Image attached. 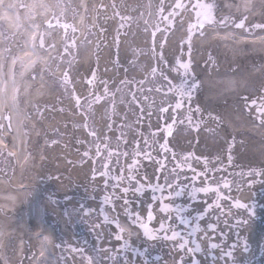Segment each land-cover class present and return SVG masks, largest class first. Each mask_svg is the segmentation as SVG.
Here are the masks:
<instances>
[{"label":"bare ground","instance_id":"bare-ground-1","mask_svg":"<svg viewBox=\"0 0 264 264\" xmlns=\"http://www.w3.org/2000/svg\"><path fill=\"white\" fill-rule=\"evenodd\" d=\"M35 1L38 3L35 5ZM82 4L88 6L90 0H80ZM152 1L153 0H149ZM216 1V0H213ZM108 2L115 6L118 1L108 0ZM121 9L129 10L137 8L142 4V0H120ZM172 0H159L157 10L164 9L167 4H170ZM226 8L234 9L231 12H228L225 16L220 19H215L218 24L221 25V28H225V35L223 37H215L216 40H225L228 38L227 45L220 48L218 52V57L223 58V62L220 64L217 60H212L210 63L206 64L205 71L207 75L202 78L203 91L200 94V97L194 101V108H206L208 111L203 115H198V120H188L186 128L184 130H189L190 128H198L200 123L201 130H197L192 138L195 142L203 141L208 135H212L214 138V143L218 141H223L226 138H229L230 130L232 134L242 137V141L245 149L243 148V156L249 158L252 153L258 152L256 148L257 143L264 140V113H255L253 112L252 105H244V111L239 108L236 98L228 97L231 95H237L240 99L243 97L252 96L254 101H256L255 109L257 111L258 107L264 105V94L260 93L257 90V94H253L252 91L248 90V82L258 80L261 81V78L264 76V69L261 68V63L259 68L254 71L255 67L253 63L255 61H262L264 66V29L254 28L255 24H264V3L262 0H224ZM94 4H92L93 6ZM0 6L4 14L8 17V25L11 28L12 34L11 37L15 36V42L12 44V48L19 46L21 61H24L25 64L29 60L39 57L38 61L30 69H25L21 64V69L18 74H15L14 66L12 73L10 70V60L9 57L5 54L0 53V115L4 117V126L0 127V136L4 137L3 141H0V145L7 144L10 149L16 155V169L14 174L11 176H5L0 173V177L4 175V181L0 180V251L4 248L6 243L5 238L10 239L11 237L18 238L19 245L16 247L15 252L12 253V256L6 259L4 264H31V260L35 264H40L37 262V259L43 258L46 264H52V255L51 247L53 243V232L51 225L53 224L54 219H62V214H55L54 219H49L42 212V207L48 206L53 208L50 202L58 203L63 202L66 197L69 189L67 183L70 182V179H74V182L80 183L79 189L83 186L89 187L90 191L85 196L91 197L93 195V190L96 188L94 184L90 187L88 182L90 179L85 176L86 169L78 167V163L84 160L82 156H76L74 152L76 146L74 141L81 140L84 136L83 130L72 129L74 126L77 127L81 124L80 119H73L69 116L59 117L58 123L66 132L67 138L64 141V144L67 145V149L63 151L64 148L59 145L58 148L52 149L45 152L42 148L39 149L34 145L27 147V140L24 141V137L19 132L17 124L20 122L23 124L24 119H21V109H25L26 106H29L32 103V99L40 100L41 103L50 107L52 103L53 90L52 83L46 79L42 81V76L40 79L30 82L29 74L35 72L36 65L43 61L45 54L43 53L45 49H40L39 46L36 49H33L30 44L34 36V27L21 34V29L24 25L33 23L37 25L36 19L42 18V11L47 10L49 2L47 0H0ZM101 6L96 4V8ZM95 8V9H96ZM116 8V7H115ZM191 7L184 6V10L190 9ZM117 9V8H116ZM238 9L249 10L244 16H241V11ZM131 17V16H130ZM134 18V15H132ZM258 21H255V20ZM244 21L243 28H237L236 24L240 21ZM223 21V22H221ZM123 23V22H120ZM77 24H79L77 22ZM192 23L189 21L185 13H182L178 22L176 23L173 35L171 40L167 43L174 45L172 48L173 60L175 62H180V54L185 52V50H191V44L188 41V35H184V32L189 34V26ZM184 26L183 31H180L178 28ZM140 26H131L128 37L125 38V42L128 44H133L136 42H142L144 39V34ZM196 30L193 28L192 31ZM23 31V30H22ZM23 36V37H22ZM215 36V35H214ZM17 37H22V43L19 42ZM213 37V36H211ZM225 37V38H224ZM101 38H106V34H101L99 40L94 43V48L99 50L101 48L100 41ZM113 39H117V35L114 34ZM206 39H204L205 41ZM200 41L197 42V47L199 46ZM130 50H133L132 47H129ZM258 51V54L253 55L251 51ZM128 52V49H126ZM261 52V54H259ZM152 57V55H148ZM14 58H18L16 53L13 54ZM94 52L92 54V58ZM85 61L81 62V70L78 71L77 76L83 77L85 79V72L92 68L93 63L89 58H84ZM114 61V62H113ZM135 61L136 66H139V62H136L133 58H129V55L125 52L119 58L112 59L111 66L107 65V68L113 67L111 72H102L99 74L101 76L100 80H104V84L101 88L95 87L94 90L90 89L88 92H83L84 95L97 93L105 88V85L110 82V80L120 73V76L126 78L132 75V63ZM173 61V62H174ZM97 61H94L96 64ZM168 64L167 61H165ZM204 58L199 60V63L205 64ZM113 64V65H112ZM119 66L120 68H117ZM138 69V68H135ZM171 74L177 73L176 66H171L169 69ZM200 72L202 68H199ZM38 72V70L36 71ZM205 72V73H206ZM24 85H22V82ZM39 85L41 87V92H37V96L27 93L32 91V89ZM16 90H18V102L15 99ZM25 91V92H24ZM109 90L107 92L103 90V94L100 96L102 99H107ZM204 95V97H201ZM26 96V98H25ZM24 98V104L21 106L20 99ZM142 96V98H144ZM141 98V100H142ZM57 99V98H56ZM20 100V101H19ZM151 101L153 98L150 99ZM244 100V99H243ZM129 101L136 102L139 106L136 114H133L131 118L136 119L137 116L143 118L145 123V128L148 129L153 135L157 132V128L152 129L151 124L156 121V117L152 113V110L148 109L143 114V109L151 107L150 104L145 101H139L138 98L133 96L129 100H123L124 108L117 111L122 113L126 109H132ZM67 104V103H66ZM130 104V105H129ZM104 106V103H103ZM108 106V105H107ZM60 108L56 106V108ZM220 109L223 113V118L217 114V110ZM59 110V109H57ZM53 112V110H52ZM240 112V113H239ZM134 113V112H133ZM242 114V115H241ZM10 115V121H7L6 116ZM164 116H169L168 113H164ZM21 120V121H20ZM72 121V122H71ZM180 121V119H178ZM71 122V125H66V123ZM50 125V123H48ZM1 125V124H0ZM4 127H7L4 129ZM72 127V128H70ZM236 129V130H234ZM169 132V131H165ZM179 137V136H178ZM181 139V138H180ZM137 146V150H139ZM218 148L212 149L209 152H217ZM241 151V150H240ZM139 152V151H138ZM43 154V155H42ZM205 154V151H203ZM48 157L49 160L46 159ZM144 158H149V155H143ZM71 158L70 163L66 164L65 162ZM196 159H202V161L207 164L203 157L198 155ZM137 159H133L132 162H137ZM51 164V175L57 177L54 179L53 183L56 182L55 196H52L50 202L44 198L42 191L44 190L45 173L46 169L43 166V163ZM143 161L140 162L142 165ZM230 170L228 173L233 178V185L235 188V193L239 195L242 199L245 200V203H251L254 206V211L251 213L252 216L249 217L244 213L230 212L229 217L232 214L237 216V219L233 222L226 221L228 220L223 213L211 210L206 215L205 220L209 221L215 220L216 230L212 232L209 236L213 237V240L218 243L220 247H224L225 239H229L233 243L234 255L237 261L242 264H256L258 261L254 262L255 258H258L257 247L261 239L264 237V231L257 227L255 229L256 236L253 239L254 244L250 245L247 241L239 237V227H241L249 218H264V202L260 199V196L264 198V172L259 176L256 174L261 170V167H254L251 163L244 164V158L237 157L236 159L230 161ZM244 165V167H243ZM147 167V173L150 176V162L146 161L145 166ZM193 169L196 172H201V167L198 165L197 160H194ZM212 165L208 166L211 167ZM145 167V169H146ZM94 173V172H93ZM134 173V170L131 171V175ZM235 174H240L238 177ZM212 179H215L217 175H210ZM159 193V192H158ZM160 195L161 202H168V199L163 195ZM79 198L80 193H79ZM196 198L200 201L207 200V197H202L197 195ZM127 199L135 200L138 204H149L150 197L149 195H128ZM226 199H229V196L226 195ZM167 204V203H166ZM229 209V207H227ZM223 216V218H222ZM120 223V224H119ZM204 222H202L203 225ZM118 230H124L128 238L132 239L133 242H136V239L139 238L138 231L136 235L134 234V229L130 227L128 219H124L122 215L118 216ZM188 225V224H187ZM64 226V225H63ZM189 226V225H188ZM67 231H69L66 228ZM205 233V232H204ZM216 234V235H215ZM222 235V237H220ZM47 237V239H45ZM105 241L103 242V244ZM106 245H108L106 243ZM37 248H36V247ZM32 247V248H31ZM42 254L39 255V253ZM216 251L214 254L218 255ZM111 257V254H108ZM186 255L183 252H179L176 249L168 250L161 256L159 264H180L184 261ZM217 262L220 264H241L239 262H228L224 257L218 258ZM194 259H196L194 257ZM243 259V260H242ZM110 258H106L107 263L111 262L112 264H118L116 260L110 261ZM213 261V260H212Z\"/></svg>","mask_w":264,"mask_h":264},{"label":"rangeland","instance_id":"rangeland-1","mask_svg":"<svg viewBox=\"0 0 264 264\" xmlns=\"http://www.w3.org/2000/svg\"><path fill=\"white\" fill-rule=\"evenodd\" d=\"M92 1L97 2L100 5H103V8L101 7V8H96V10L87 11V16H86L87 19L94 22V25L88 26L87 33L80 42H78V34L76 30L73 31L72 28H69L67 32H65V40H64V47L67 46L68 51L67 53L63 52L62 54L57 56V59H60L66 65V70L69 72V76H70L69 80L73 79L71 85H74V87H69L64 92H62L63 100H65L67 102V105L70 106H67L65 108L63 107L62 109H60L58 107L57 108L55 107L57 106L56 103H53L48 108V106L46 105L44 106L41 105L40 100H38L36 102L39 105L38 109H41V106H43L38 114L39 121L44 122L46 126L41 125V123H37L41 126V128H39L38 125L31 127L28 123H24L27 134L33 132L40 133L38 138L36 139L30 138L28 145L34 144L36 147L38 145H41L44 146L43 148L47 151V150H51L52 148L58 147L56 146V144L62 143L63 140H65L67 137V135L64 133L62 128L58 126L59 123L57 121L59 117L73 116L72 118H80L85 121L83 122L85 123V127H82L81 125L79 127L74 126L75 131L78 128H81L82 130L84 129L85 138H86L85 141L86 143L83 141L78 142V149H76L75 151H77L78 154H81L82 153L81 150L83 149H87L89 151L88 155L80 165L86 166V171H85L86 176L91 179L89 182L91 184L94 183L97 186L94 191V194L97 195L95 196L94 201L97 202L96 204L97 206L99 202L101 201L103 202L101 206H103L104 209L106 210L105 216L107 217V220L105 218H102L96 206V211L92 216L81 218V222L79 226L78 225L73 226L78 231L80 230L88 231V236H90V240L88 241V243L90 244L85 247L78 241H75L74 244L78 246V248H76L74 252H72L71 250L67 251L66 249L62 250L60 255H62L64 264H83V259H82L83 254H90L92 258L96 261V264H105L104 255L108 251H110V249H112V253H110L111 261L114 262V260H116L118 264H159V261L161 259V253L165 249H172V248L176 249L174 243L177 242L179 238H176L174 240L165 239V235L167 237H171L172 232L173 231L176 232V229L180 233L179 236H189L191 234L192 236H189V238H196L197 240L200 241H202L201 239H205L206 242L203 243V245L209 247L211 250H214L215 247H212V245H216V244L213 243V241H211L209 237L205 238V236H207V234H210L211 231L214 230L215 225L213 223L211 224L209 223L204 226L203 230H201V228L197 226V222H201V223L203 222V220L205 219L204 214H200V216L198 217L196 216V213H194L192 207L183 208V204H187V205L191 203L193 205L196 204V201H193L194 200L193 196L195 194H206V193L204 192L201 193L200 191H196V192H191L190 196L188 195L187 197H185V192L186 190L195 188V186L200 183L203 186L210 184L216 185L215 190L207 192V196L208 194L209 195L211 194L212 198L213 197L221 198L226 192L229 194L230 191L234 188V186L232 185L231 182L233 181L232 178L233 175L230 177V174L227 172L228 164L226 160L231 161L233 159H236L238 155L237 154L233 155L232 153L231 156H226L223 153L219 158L220 160L219 162L217 160H213L212 157L210 158L208 156L207 157L209 161L208 165L214 166L215 164H219L221 168L217 171L207 168L206 171L204 170V175L203 174L200 175L192 171V169H190V164L192 163V160H195L194 153H192V150L188 152L181 151L178 147L179 142H174V143L171 142V144L174 145L173 151H171V149L167 145L166 147H162L164 145H162V143L159 142V140L164 138L163 132L160 131L157 136L156 135L153 136L154 139L149 138L148 134H144V131L142 132L136 129L137 126H139L140 129L144 127V122L142 121L141 122L133 121L129 124L116 126L118 121H123L125 123L126 120L121 116H119L114 111V109L119 110L123 108L124 104L122 101L129 100L131 95L137 98H142V96L145 95V97L142 98L143 101L152 104V111L155 114H160V113L163 114L164 112H166L170 116V117L162 116V119L157 120L155 126H152V127H157V126L159 127L161 124H167L171 130L170 134H168V138L170 140H172L171 137L173 133L179 132L180 128H183L188 120L197 121L198 115L200 116L204 115L205 112L204 109L198 108L199 110H196L194 108V103H195L194 101H196L197 98L200 97V92H202L201 87L198 86L197 88H195L192 91V95L190 98L187 96L180 97L178 95V89L181 83L185 80H187L189 84L195 82L194 76L191 74L192 78H188V75L185 76V73L184 72L181 73L180 70H178V72L175 74H171L169 73V71L166 72L164 70V67L161 70L158 67L160 65H163L164 55L166 56L164 52L165 41H169L172 38V33H173L171 32L172 28L167 26L170 22L174 25L175 23L174 18L176 13H183L186 10H176L177 8L175 9L174 4H170V6L167 5L165 9L158 12L156 8L157 7L156 2L158 0H153V3H150L149 1L146 0L149 6L145 7L144 8L145 10L140 11V15H138L137 18L135 17L134 20H136V22H138L139 24L145 23V25H143L144 29L147 28L146 23H149V28L143 30V34L145 38L143 39L142 42L139 43L137 42L136 44L137 50H133L130 53V55H133L135 57L136 62H139V66H136L135 61H131L132 63L131 68H133L132 72L140 73V76L144 77V80L139 81V83L135 87H133L130 84L129 80L131 78L134 81H136V77L131 76L130 78L120 80L121 76L120 73L118 72V74H116V76H114L112 80L107 84V87L113 88V90L111 91V98H109L108 100L100 99L96 101L95 98L98 96V94L96 96L85 98L81 93V90L84 91L85 88H89L90 86L100 87V85L104 82V80H100L101 76L98 74H101L102 72L104 73L105 71L107 73L111 72L113 67L107 68V65L111 66V63L114 62V61L112 62V59L114 57L119 58L121 55H123L124 52H126V49L130 45L126 44L124 41L125 38L128 37L131 31H130V23L127 24L126 26L124 25L122 27H117L116 28L117 39L113 40L112 34H115L113 23L115 25V23L119 20L118 16L119 15L122 16L124 14V13L122 14L123 10L121 11L115 10L114 9L115 7L110 3H108V0H92ZM36 4L37 3H35V5ZM143 6H145V4H143ZM120 7H122L121 2H120ZM148 8H150L151 10L148 11L147 10ZM110 10L117 11V13L109 16L108 12ZM65 11H66V16L69 15L67 18L72 19V17L75 15L74 17L77 19L78 22H81L83 20V16L79 15L78 13L79 10L76 8V0H56V7L55 10L53 11L54 18L50 19V21L53 23V20H56L57 18L61 21L62 19H60V16ZM135 11L138 10L136 9ZM186 14L188 15V12ZM147 15H149V18H147L148 17ZM95 19H96V24H95ZM164 28H167V31H165V37L162 40H158L156 42L155 38L153 37L159 36L160 33L158 34H154V33L156 32V30L163 32ZM56 29H58V27L53 28L51 30H48L47 25L44 27L43 32L50 31L51 33L50 35L45 36V48L51 45V50L54 48H57L59 50V47H54V44H52L51 42L52 38L54 40L55 38H58ZM8 33H10V31L4 30V36H3L4 40L2 45L5 46L7 44L8 52H9L13 50V48L11 47L12 45L11 38L7 36ZM101 33H106V38L100 39V41H104V42L101 43V48L99 50H96L93 46V43L98 40ZM70 40L71 43L74 42V46L70 45L69 43ZM8 41L10 43L9 45H8ZM46 43H49V45H46ZM114 46L116 47V49L114 48ZM93 51L95 57H93L92 59ZM148 55H152V57ZM84 58H89L91 60V63H93L92 68L90 67V70H87L85 72V75H87L85 79H83V77L80 78V76H77L79 71V64L81 63L82 60L85 61ZM94 61H97L96 64H94ZM152 65L155 66L153 69H156L155 75H153ZM36 68L39 69L40 68L39 65H37ZM117 68L120 67L117 66ZM148 69H150V71L147 72ZM93 74H95L94 79H93ZM34 76L35 75L33 74V76L29 78L30 79L29 83L34 82ZM38 77H40V75H38L37 78ZM172 79L181 80V82L179 84H175L173 83ZM89 81H91V83H89ZM24 82L25 81L22 82V85H24ZM79 83H82V86L81 85L78 86ZM157 85H160L162 88L161 89L156 88ZM36 88H37V92L41 90V87H39L38 85L33 90H35ZM169 88H171L172 90L169 91ZM33 90L30 91L31 95L37 96L36 94H34ZM55 92L57 93L56 90ZM77 97L80 98L79 106L77 105L76 102ZM151 98H153L152 101L150 100ZM178 99L181 100L182 106L180 108H173V104ZM253 99L254 98L251 96L247 97L246 104H248L249 102L253 104L252 103V101H254ZM22 100L24 101V99H21V101ZM110 101H111V108L108 106L107 107L103 106V103L107 105V103H110ZM129 102L131 104V107H133V110L136 111L137 105L132 101ZM63 103L64 101H62V103L60 104L62 105ZM256 105L257 104L255 103L253 106ZM29 107L32 108L33 107L32 104ZM26 108L29 112L30 110L28 109V106H26L25 109ZM162 109H167V111H162ZM252 109L253 112L258 113V111L254 110L255 107H252ZM187 111L189 113H187ZM131 112L132 111H129V109L126 110L125 113L128 116V118L132 117ZM38 115L35 114L34 116L37 117ZM176 119H180V121L181 120L182 121L175 124ZM0 121H2L1 118ZM160 122L161 124H159ZM48 123H50V125ZM66 125H69V123H66ZM199 125L202 126L203 124L200 123ZM105 126H107L106 130H105ZM201 126L193 130L191 129L189 131L191 133L188 134L190 136H194V134L196 133L195 130H198ZM201 129L202 128H200L199 130ZM93 132L95 133L94 138H89V135H92ZM46 136H49L48 139L51 136H54L55 139L58 140V142H52V143L47 142L48 139H46ZM106 136H110V138L107 139ZM0 141H2V137H0ZM187 144L190 145V142H188ZM136 145L141 146V148H139L141 152L138 155L136 154V152L138 153V150L135 149ZM128 147L131 148H129L128 151L122 152L124 148H128ZM0 149L2 148L0 147ZM145 151H147V154H150L152 156L155 155L156 160L152 158L143 159L142 156ZM162 153L165 154V158H164L165 162L164 160H162ZM132 158H137L138 161L140 162L152 160L153 173H155V167L158 166L159 163L161 171H159L158 174L160 177L164 176V179H167V181L169 182L168 185H166L165 183L166 186L165 190L166 192L171 193L170 196V198H172L171 204L178 209L171 208V210H169L165 214L160 212L157 214L158 216L160 215L159 217H157V219H162L164 217H166V219L168 218L167 221L169 225H167L165 229L163 228V231H161V233L158 235L157 238L151 239L152 241H149V245H147L146 247L147 249H144L141 253H134V250L131 251L129 244H127V254L120 253L121 249L119 248L113 249L112 247L114 246L108 248L99 247L100 249L98 250L96 246L102 244L103 241V239H101L103 237L102 236L100 237L99 235L100 233L99 228H102V226L104 225H109L108 226L109 232L108 234L104 232V236L106 235L105 237L108 238L109 241L112 242V244L120 241V239H117L118 233L113 231L115 230L114 229L115 225L114 224L110 225L108 223V221L110 222V220H114L113 217L109 216V214H111L109 210L112 209V207L114 206L113 204H116L114 199L115 193L120 194L122 197L124 194L126 195V193H139V194L146 193L145 191L147 188H144V186H142L138 182V180H143L139 172L137 173V175L133 177L129 176V172L132 169H134V165H136V167L140 165V163L138 162L133 164ZM12 160L11 158L9 161L6 162L0 160L2 164L1 166L3 167L2 170H0L1 173H4L5 175H10L14 173L15 164H14V160L13 161ZM197 161L199 162L201 167L205 166L201 160H197ZM221 161H223V165H221ZM105 162H107L106 165H104ZM170 165H172L173 167H171ZM47 166L48 165H44L45 168H47ZM104 169L107 171L108 176L103 175ZM92 171H95V174L91 175ZM120 171H122V173H119ZM177 171L181 173H186L187 174L186 177L178 178V174L176 173ZM210 174H220V175L217 180L211 181L214 183H210L207 181L208 176ZM239 175L240 174H235V176L237 177ZM151 180L147 183H151ZM227 181L230 182L229 185L223 184L224 182ZM144 182L146 183L145 180ZM176 182H183L182 184H177L176 186V189L182 191L183 197H181L180 195H176L175 193L176 189L174 185ZM127 183H132L131 188L127 187ZM74 186H78V184H72L71 182L69 183V189L71 194L75 192ZM71 197L72 195H70L69 201H73ZM111 200L113 201L111 202ZM120 200H123V198H120ZM89 201L90 200L86 198L85 205H88L87 203ZM178 201L179 202L182 201V203L179 204ZM109 203H113V204L109 205ZM122 203L123 204L121 205V208L119 210L120 213H122V215L125 216H131L132 219L133 218L137 219V215H135L136 212L135 214L131 213V215H129L131 210H138L137 212L143 215V212H145L147 207L146 205L141 206L136 204L129 206L126 205L124 202ZM200 205H201V208L199 209L200 213H205L208 209L207 204L200 203ZM213 207L214 209L217 210L220 209V206L218 204L217 206L214 205ZM248 207L251 206L248 205ZM88 211H92V208L87 209V212ZM236 211L237 212L240 211L241 213L248 214L247 208L238 207ZM66 212H67L66 215L70 220L72 219L75 220V218L78 216L77 210L72 209V207L67 208ZM187 215L191 216L189 221L191 225L189 229L186 228V230L183 231L182 233L181 230L178 229V222L174 223V221L179 220L180 218ZM225 215H228L227 211H225ZM204 230L206 232L205 234H202V231ZM144 241H148V240L145 239ZM11 242L12 241L9 240L8 244H10ZM186 245L193 247V243L189 241L187 244H185V246ZM226 250L227 249H223L225 253ZM67 253L68 255L66 257L65 255ZM206 254H207L206 259H209L212 256V254H210V251L206 252ZM201 255L202 254H200L199 257Z\"/></svg>","mask_w":264,"mask_h":264},{"label":"snow or ice","instance_id":"snow-or-ice-1","mask_svg":"<svg viewBox=\"0 0 264 264\" xmlns=\"http://www.w3.org/2000/svg\"><path fill=\"white\" fill-rule=\"evenodd\" d=\"M177 7H182V5L178 3ZM193 7L195 9H198V11H196L197 23L189 26V36H191L193 28H196L197 26H199L200 28H203L205 23L211 22L213 20L212 5L203 4V3H200V0H197V3ZM161 11H162V9H161ZM221 22H223V21H221ZM56 27L63 28L65 30V32H67V30L69 28H72V30L75 31V28L72 25L67 24V23L61 24V22L58 18L56 19L55 24H53L51 21H49L47 24L48 30H51V29L56 28ZM236 27L237 28H243L244 27V21L243 20L240 21L238 24H236ZM253 27L257 28V29H264V24H255V25H253ZM50 34H51L50 31H45V32H39V30L36 31V33L34 34V36L32 38V42H31L30 46L33 49H36L38 46L40 49H44V47H45V36L50 35ZM37 36L39 37V45L38 46H37ZM73 46H74V42H73ZM67 51H68V49L66 46L65 52L67 53ZM38 59H39V57H36L35 59L29 60L27 62V64H25L24 61H21V64L27 70V69L32 68L34 66V64L38 61ZM181 67L185 70V76H187L189 74L190 63H183V64H181ZM155 73H156V69H153V75H155ZM94 78H95V74H93V79ZM68 82H69V76H68V73L65 72L64 77H63V83L67 84ZM89 83H91V81H89ZM122 83H124V82H122ZM197 87H198L197 83L192 82L191 84H189L188 81L185 80L179 86L178 95L180 97L187 96L190 98L192 95V91ZM171 90L172 89L169 88V91H171ZM105 91L107 92V89H105ZM15 99L18 100V90H16ZM95 99H96V101H98L101 98L99 96H97ZM133 99H135V96H133ZM76 102H77V105L79 106L80 105V98L79 97L76 98ZM252 103L255 104L256 101H252ZM181 106H182V104H181L180 100H178L176 103V108H180ZM162 111H167V109H162ZM257 111L260 113H264V105H261L260 107H258ZM6 118L10 119L8 117H6ZM262 123H264V121H262ZM0 127H2V125H0ZM170 132H171V130L169 129V134H170ZM92 135H95V133L93 132ZM162 147H166V145L162 146ZM213 190L214 189H211V188H201V189H194L193 191L194 192L200 191V192L207 193V192L213 191ZM180 194H181L180 192L176 193V195H180ZM209 207H211V205H209ZM238 207L244 208V207H246V205L239 204ZM149 218L151 219V213H149ZM117 227H120V225L118 223H117ZM141 227L144 228L145 235L151 238L152 237L151 230L146 225H143V224L141 225ZM163 228H164V225L161 224V229H163ZM121 231H123V229H121ZM179 235H180V233L173 231L171 237L166 236L165 239H173L174 240ZM121 238L122 237H120V236L117 237V239H121ZM45 239H47V237H45ZM187 243H188V241L185 240L184 243H182L180 245V248H184L185 244H187ZM212 247H216V245H212ZM199 250H200V248H199L198 244L196 245L195 249H189V251H199ZM229 255H231V253H229ZM88 259L91 262L92 258L89 257ZM193 264H198V262L194 261Z\"/></svg>","mask_w":264,"mask_h":264}]
</instances>
